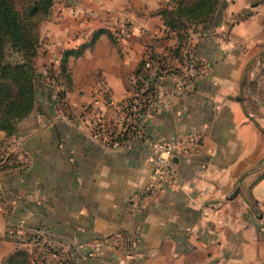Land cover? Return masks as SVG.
I'll list each match as a JSON object with an SVG mask.
<instances>
[{"label": "crops", "instance_id": "1", "mask_svg": "<svg viewBox=\"0 0 264 264\" xmlns=\"http://www.w3.org/2000/svg\"><path fill=\"white\" fill-rule=\"evenodd\" d=\"M175 2L82 0L63 8L50 57L62 64L66 51H81L66 63L69 102L82 117L47 121L3 155L0 236L8 241L0 262L23 248L32 264H264V0H223L222 23L194 32L181 49L160 13ZM122 19L132 30L115 42L111 25ZM100 30L107 32L92 45ZM152 46L178 69L159 89L173 105L148 111L125 135L128 127L111 121L136 91ZM189 50L203 68H192L195 85L186 90L181 57ZM192 131L202 145L176 158L178 181L136 207L131 198L151 181L155 142ZM9 138L0 130V146ZM100 240L99 254L86 257Z\"/></svg>", "mask_w": 264, "mask_h": 264}, {"label": "trees", "instance_id": "2", "mask_svg": "<svg viewBox=\"0 0 264 264\" xmlns=\"http://www.w3.org/2000/svg\"><path fill=\"white\" fill-rule=\"evenodd\" d=\"M55 1L0 0V130L7 136L16 134L17 124L36 109L38 77L34 59L40 46L38 29ZM222 4L223 0H178L172 7L162 8L160 13L165 26L179 41L177 49L185 45L191 27L197 33L213 30ZM103 32L107 31L96 32L92 42ZM110 35L116 42V37ZM80 54V50L66 51L62 63L64 71L67 70V57ZM145 57L136 73V91H144L140 97L143 107L139 113L142 116L148 109L151 97L157 95V82L160 77L159 72L153 76L144 71ZM137 120L139 122L142 118ZM133 125L130 124L124 131L125 135L133 130ZM0 264H32V257L27 249L20 248Z\"/></svg>", "mask_w": 264, "mask_h": 264}, {"label": "rangeland", "instance_id": "3", "mask_svg": "<svg viewBox=\"0 0 264 264\" xmlns=\"http://www.w3.org/2000/svg\"><path fill=\"white\" fill-rule=\"evenodd\" d=\"M81 3L82 0H56L48 16L40 22L38 29L40 36V46L34 59L36 65V74L38 77L37 106L32 114L22 119L17 124V133L9 136L10 138L8 140L2 142L0 146V161H2L4 158L3 155H6L7 153H13L14 151L18 150L20 147L19 145H21L19 144L20 141H24L25 139L29 138V136L34 135L33 128H40L43 124L46 125L47 121L55 122L56 125L61 126L62 121L66 119L76 122L82 117L80 116V113L76 111L77 108L75 107V104H73V102L71 103L74 105V108L69 102V94L71 93V90L74 89L69 87L72 69L69 68V65H67V70L64 71L62 64L53 61L51 59L52 57H50V45L52 44L53 33L57 29L56 25L58 24V21L62 18L61 13L63 8L66 6L70 8L79 7ZM76 10L74 13H76ZM221 11L222 9L220 12ZM220 12L216 25L221 24L223 21L224 15H222ZM132 24L133 23L131 21L122 19L121 24L111 25L113 27L111 28L112 34L116 37L117 41L125 42L129 38L130 31L132 30L130 26ZM192 34H194V32L191 27L189 29L188 36L186 37L185 44L191 40ZM174 39H177V37H174ZM172 51L175 53L174 49H172ZM100 82L102 87L101 91H105L104 94H107L104 96L105 102L111 103V92L114 91L112 81L104 77V79H101ZM136 83L137 81L133 80L134 89H136ZM117 113L118 110L116 111L115 116ZM112 123L119 125L117 118H114L111 121V124ZM2 148L5 149L2 150ZM0 211L3 214L5 213L2 211V209H0ZM6 241H8L7 238L0 236V254L3 250H6L5 246L2 247L3 245H6ZM26 247L32 248L30 245ZM2 257L3 256L0 255V260Z\"/></svg>", "mask_w": 264, "mask_h": 264}, {"label": "built area", "instance_id": "4", "mask_svg": "<svg viewBox=\"0 0 264 264\" xmlns=\"http://www.w3.org/2000/svg\"><path fill=\"white\" fill-rule=\"evenodd\" d=\"M195 54L186 52L184 57H181L184 78L180 79L181 86L186 90H191L195 85V75L191 74L192 68H196L198 72L201 71L203 66L195 63ZM144 71H148L151 75L155 76L157 72L160 73L159 81L157 82V95L151 97L148 109L142 116L139 113L143 107L140 102V97L144 91H134L133 95L129 97L123 104L119 106L117 118L119 127L124 131L129 123H134L139 118L146 116L148 111L159 108H170L173 105V97L171 93H159L160 82L173 75L179 74L177 67L174 64L162 62V56L159 55L157 48L152 46L148 49L145 57ZM169 65V66H168ZM131 98V99H130ZM130 99V101H129ZM148 105V104H147ZM125 115V116H124ZM202 145L200 133L192 131L185 135H177L170 138H165L155 142L154 151V169L151 174V181L140 191L135 193L131 200L136 207H141L142 203L152 195H156L164 189L168 183L178 181V172L176 170V158L189 155L198 150ZM104 240L97 241L95 248L86 254V257L92 258L99 254Z\"/></svg>", "mask_w": 264, "mask_h": 264}, {"label": "water", "instance_id": "5", "mask_svg": "<svg viewBox=\"0 0 264 264\" xmlns=\"http://www.w3.org/2000/svg\"><path fill=\"white\" fill-rule=\"evenodd\" d=\"M176 160V159H175Z\"/></svg>", "mask_w": 264, "mask_h": 264}]
</instances>
